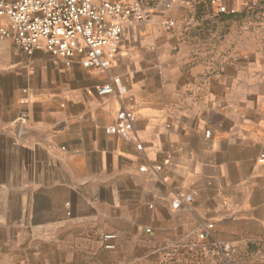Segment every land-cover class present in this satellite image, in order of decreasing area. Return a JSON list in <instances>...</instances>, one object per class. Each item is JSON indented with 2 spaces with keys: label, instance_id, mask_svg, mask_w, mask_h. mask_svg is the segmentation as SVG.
Segmentation results:
<instances>
[{
  "label": "crops",
  "instance_id": "obj_1",
  "mask_svg": "<svg viewBox=\"0 0 264 264\" xmlns=\"http://www.w3.org/2000/svg\"><path fill=\"white\" fill-rule=\"evenodd\" d=\"M141 1L149 17L124 26L106 70L0 37V256L76 264L113 251L100 243L113 232L104 260L152 247L186 264L201 221L210 242L264 236V22L240 18L245 0ZM112 76L125 92L98 95ZM121 108L131 139L104 130ZM186 195L190 208L171 206Z\"/></svg>",
  "mask_w": 264,
  "mask_h": 264
},
{
  "label": "built area",
  "instance_id": "obj_2",
  "mask_svg": "<svg viewBox=\"0 0 264 264\" xmlns=\"http://www.w3.org/2000/svg\"><path fill=\"white\" fill-rule=\"evenodd\" d=\"M164 4L167 5V2ZM218 12L234 14L235 10L221 4L218 5ZM149 13L141 0L127 3L118 0H0V16L8 19V24L0 28V37L10 35L28 54L44 50L68 65L77 58L84 67L106 70L117 53L124 26L147 19ZM171 24V20L165 21V25ZM93 90L100 96L120 95L125 92V87L118 76H112L96 84ZM135 117L134 110L121 108L113 123L104 130L108 134L131 139ZM136 148L142 150V144L137 143ZM261 158L264 159V154ZM140 169L143 171L146 167ZM152 169L158 172L161 165ZM191 203L192 196L186 195L172 200L171 206L190 208ZM212 227L211 222H199L198 237L209 240ZM116 239L117 235L113 232L103 233L100 236L102 248L114 250ZM209 246L227 262L231 248L229 243L213 239ZM206 247L205 244L204 249Z\"/></svg>",
  "mask_w": 264,
  "mask_h": 264
},
{
  "label": "rangeland",
  "instance_id": "obj_3",
  "mask_svg": "<svg viewBox=\"0 0 264 264\" xmlns=\"http://www.w3.org/2000/svg\"><path fill=\"white\" fill-rule=\"evenodd\" d=\"M215 3L216 8H218V5H221L217 2ZM213 4L214 3H212L211 0L207 1V9L210 12L213 10ZM237 14L240 15L242 20L250 19L251 21L261 24V22H264V0H245L244 8ZM192 242L193 250H189L186 254H184V258L187 260L186 264H264V236H259L252 244H248L247 247L237 248L231 246L229 255L227 256V262H224L221 259L220 254L209 246L210 241H208V239L201 240L196 232L193 235ZM205 244L207 247L204 249ZM26 248H28V246H24V249ZM98 250L99 248L96 247L90 252H88V249L80 252L84 258L76 264H170L165 259L159 258L156 248L152 247L149 250H144L143 252H129L126 260L118 259L113 262H109L104 259H107V256L115 257L117 255V249L108 252V254H106L107 256L105 255V252H99ZM28 254L35 255L38 253L36 250L32 252L26 251L23 254L5 250L0 256V264H36L34 260L26 262L24 258H17L19 255L24 257ZM43 264L58 263L46 262Z\"/></svg>",
  "mask_w": 264,
  "mask_h": 264
}]
</instances>
